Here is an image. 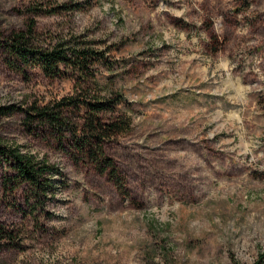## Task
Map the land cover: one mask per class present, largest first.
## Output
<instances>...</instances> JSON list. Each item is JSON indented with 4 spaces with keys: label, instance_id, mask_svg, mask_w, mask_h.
I'll return each instance as SVG.
<instances>
[{
    "label": "rangeland",
    "instance_id": "obj_1",
    "mask_svg": "<svg viewBox=\"0 0 264 264\" xmlns=\"http://www.w3.org/2000/svg\"><path fill=\"white\" fill-rule=\"evenodd\" d=\"M31 25L110 50L96 75L132 121L106 147L129 196L22 111L0 116L3 143L62 172L38 199L0 168V264H264V0H0V107L71 88L8 66L4 42Z\"/></svg>",
    "mask_w": 264,
    "mask_h": 264
},
{
    "label": "trees",
    "instance_id": "obj_2",
    "mask_svg": "<svg viewBox=\"0 0 264 264\" xmlns=\"http://www.w3.org/2000/svg\"><path fill=\"white\" fill-rule=\"evenodd\" d=\"M96 43L79 36H58L44 42L34 25L25 31L14 32L4 42L8 66L27 75L39 69L49 80L67 79L70 90L64 95L31 103L27 108L0 107V116L22 111L28 131L42 135L71 157L76 164L94 168L100 175H108L118 192L129 196L125 177L106 147L132 132L131 119L119 112L122 96L104 93L96 72L111 70L109 51H100ZM0 168L13 175L5 177L9 193L27 185L35 198L46 197L54 186L53 177L62 176L60 169L47 159L24 153L19 147L0 140ZM13 246V231L0 224V243ZM5 244V243H4ZM3 245L0 244V249Z\"/></svg>",
    "mask_w": 264,
    "mask_h": 264
}]
</instances>
